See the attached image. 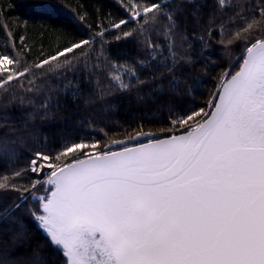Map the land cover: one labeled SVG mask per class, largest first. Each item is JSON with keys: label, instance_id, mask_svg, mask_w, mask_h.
I'll return each mask as SVG.
<instances>
[{"label": "snow or ice", "instance_id": "snow-or-ice-1", "mask_svg": "<svg viewBox=\"0 0 264 264\" xmlns=\"http://www.w3.org/2000/svg\"><path fill=\"white\" fill-rule=\"evenodd\" d=\"M114 2L122 9L121 18L105 14L100 5L95 7V26L86 20L90 14H78L88 29L85 36L34 66L23 56L24 35L20 47L10 39L0 49V109L18 107L21 119H49L51 97L36 109L48 73L64 76L65 88H74L66 73L81 65L89 82L98 72L110 80L109 88L87 97L89 104L109 103L106 97L115 95L114 87L120 94L135 93L143 113L135 127L125 130L127 140L104 145L69 137L48 150L45 138V148L32 151L25 167L0 174V190L17 193L11 206L0 207V224L11 221L12 232L11 243L0 238V264H48L39 246L30 245L26 223L17 215L29 200L38 204L28 209L29 216L45 232L49 247L60 251L62 264H264V0L257 6L259 20L253 14L230 34L223 23L218 26V43L227 54L238 43L243 50L221 70L216 90L199 108L183 103L192 90L185 73L199 61L191 53L177 57L175 34L182 30L178 9L170 10L169 0ZM188 3L194 6L193 22L199 23L207 5ZM218 4L224 6L225 0ZM257 29L260 34L254 36ZM112 30H120L116 41L137 37L145 58L111 60L105 46ZM153 33L165 42L154 40ZM6 35L12 37L10 31ZM213 35L209 27V41ZM193 39L205 43L203 35ZM74 49L79 55L50 64ZM45 65L48 71L37 81L34 73ZM161 67L166 72L156 70ZM9 119L6 111L0 112V121ZM158 121L165 126L157 132L144 130ZM18 126L25 129L18 137L0 139L5 164L20 158L6 141L32 135L29 124ZM116 144L123 147L113 150ZM28 172L37 178L21 182ZM25 246L31 248L28 256L12 255Z\"/></svg>", "mask_w": 264, "mask_h": 264}, {"label": "trees", "instance_id": "trees-1", "mask_svg": "<svg viewBox=\"0 0 264 264\" xmlns=\"http://www.w3.org/2000/svg\"><path fill=\"white\" fill-rule=\"evenodd\" d=\"M261 2L262 0H225V5L220 6L218 0H195L196 8H200L202 4H206L207 7L201 9L203 19L199 23H194L193 4L188 3V0H169L168 8L170 10L178 9L176 15L182 24V30L175 34L177 57L191 53L192 59L199 61L194 68L185 73L190 78L189 82L192 85V90L187 93L188 98L183 101L188 108L205 107L206 102L216 90L221 70L227 68L243 50V43H238L232 46L231 55L227 54L223 46L218 43L221 39L218 26L223 23L227 33L230 34L236 27L244 26L245 21L253 14L259 20L260 13L257 6ZM97 5L102 7L105 14L111 11L115 18L123 16L122 9L114 0H0V9H2L0 44L6 45V42L11 39L15 40L17 47H20L19 37L24 35L27 48L24 50L23 56L26 60H32L33 63L30 65L34 66L41 59L55 55L58 49L83 38L88 29L84 22L78 19V14L84 12L90 14L86 20L95 26V7ZM210 19L212 20L211 24H209ZM132 26L129 25V27ZM209 27L214 29V35L210 41L207 36ZM184 28L186 31H183ZM9 31L12 33V37L6 35ZM119 31L112 30L106 35L108 44H106L105 50L110 54L111 60L131 63L136 59H144L145 53L138 43L137 37L121 38L116 41L114 37ZM194 34L196 36L203 35L205 43L193 39ZM259 34V29H257L254 36ZM182 35H186L188 39H181ZM152 38L162 44L165 42L163 36L157 37L155 33L152 34ZM190 44L191 48H189ZM74 54L79 55V50L74 49L73 53H65L64 56L51 60L50 64H63L66 60L72 59ZM94 62L95 57L90 61V64ZM82 69L83 65L75 73L71 71L66 73L75 85L74 88L67 89L64 86L67 83L64 76L57 77L53 73H48L47 82L42 88L44 95L37 98L36 109L39 111L40 103L47 97H51L49 119L42 120L39 117L34 121L27 118L21 119V110L15 106L6 110L0 109V112L6 111L10 117L7 121H0L4 124L3 127H0V139L18 137L21 132L25 131L18 125L25 123L29 124L27 131L32 133V135L15 139V142L12 139L6 141L10 147L18 150L20 158L9 159L7 164L0 161V174L25 167L32 151L45 148V138L48 150L59 147L60 141L69 137L100 140L104 145L111 144L113 139H127L125 130L135 127L139 117L143 115L140 110L142 106L137 105L134 101L135 93L133 96L120 94L113 87L112 91L115 95L106 97L109 103L89 104L87 97L91 95L95 98L100 88H109L110 80L104 72H98L91 77L89 82ZM156 70L166 72L163 67ZM47 71L48 65L37 70L34 73L37 81L42 78L41 73ZM139 74L142 78L146 76L143 71H140ZM97 79L99 84L96 82ZM23 82L27 85V79H24ZM147 90L145 87V91ZM16 91L19 94L21 90L16 89ZM3 102L7 103V97ZM30 107L25 111H28ZM164 116L167 118L166 112ZM162 126H165L164 122L158 121L156 124L146 126L144 130L157 132ZM101 128L104 129V132L100 131ZM105 132L107 135L104 134ZM97 147L99 148V145ZM35 178L37 177L34 174L28 172L21 182L30 184L31 180ZM16 195L17 193L14 191L0 190V207L11 206ZM36 207L38 204L29 200L17 213L23 217L29 230L30 245L39 246L38 250L46 256L48 264H62L63 258L60 251L49 247L48 237L38 222L28 214V209ZM10 225L11 221L0 224V238L9 243H11L12 236ZM30 252L31 248L25 246L17 249L12 255L28 256Z\"/></svg>", "mask_w": 264, "mask_h": 264}, {"label": "water", "instance_id": "water-1", "mask_svg": "<svg viewBox=\"0 0 264 264\" xmlns=\"http://www.w3.org/2000/svg\"><path fill=\"white\" fill-rule=\"evenodd\" d=\"M146 139V138H145ZM124 140H127V139H124ZM133 144H135V141H132L130 144H129V146L131 147ZM123 147V145H120V144H116V145H112V148H113V150H119L120 148H122ZM44 234H45V232H44ZM46 235V234H45Z\"/></svg>", "mask_w": 264, "mask_h": 264}, {"label": "rangeland", "instance_id": "rangeland-1", "mask_svg": "<svg viewBox=\"0 0 264 264\" xmlns=\"http://www.w3.org/2000/svg\"><path fill=\"white\" fill-rule=\"evenodd\" d=\"M4 47H5V45H1V44H0V49H2V48H4ZM27 61H28L29 64H32V63H33L32 60L27 59ZM9 67L12 68V69H15V65H11V66H9ZM0 75H2V74H0ZM161 138H163V135L161 136Z\"/></svg>", "mask_w": 264, "mask_h": 264}]
</instances>
